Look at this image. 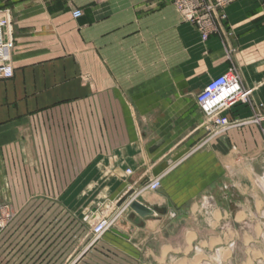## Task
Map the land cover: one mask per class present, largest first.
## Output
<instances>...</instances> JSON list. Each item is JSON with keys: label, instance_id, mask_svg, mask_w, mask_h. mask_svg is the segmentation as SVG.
<instances>
[{"label": "crops", "instance_id": "crops-1", "mask_svg": "<svg viewBox=\"0 0 264 264\" xmlns=\"http://www.w3.org/2000/svg\"><path fill=\"white\" fill-rule=\"evenodd\" d=\"M0 10L14 41L13 77L0 81V200L15 214L0 264H192L203 209L264 225V133L250 122L264 115V0H234L205 39L172 0ZM230 66L249 96L225 115L243 124L198 145L208 124L196 95ZM128 190L159 212L120 208L118 233L87 248L95 209Z\"/></svg>", "mask_w": 264, "mask_h": 264}, {"label": "built area", "instance_id": "built-area-1", "mask_svg": "<svg viewBox=\"0 0 264 264\" xmlns=\"http://www.w3.org/2000/svg\"><path fill=\"white\" fill-rule=\"evenodd\" d=\"M173 5L179 11L184 21L192 24L205 39L208 35L215 33L218 26L225 19V8L234 0H172ZM74 18H79L81 12L75 10L72 13ZM12 19L8 11L0 10V81L13 77L14 71L10 63V52L14 46L12 37ZM249 92L240 86L239 78L234 66L216 78H212L206 86L196 95V104L205 117L208 124V139L219 136L229 128L243 124L239 120H229L225 115L232 106L237 103H247ZM258 125L264 133V115L258 114L250 120ZM129 173L130 171L127 170ZM161 178H155L142 187L143 191H156L160 188ZM130 198V197H129ZM127 201L119 207L108 219H102L94 228H90L89 242L87 248L97 243L103 235L114 228L118 222L119 215L116 214L120 208H129ZM12 214L7 206L0 203V228L4 229L11 220Z\"/></svg>", "mask_w": 264, "mask_h": 264}, {"label": "rangeland", "instance_id": "rangeland-1", "mask_svg": "<svg viewBox=\"0 0 264 264\" xmlns=\"http://www.w3.org/2000/svg\"><path fill=\"white\" fill-rule=\"evenodd\" d=\"M203 141L198 145H202ZM259 200L260 206L264 207V196ZM0 203L6 205L12 214L6 228L14 220L15 214L9 205L1 200ZM205 210L197 216L199 223L203 224V229L192 246V264H264V225H259L256 217L246 212L240 218H233ZM262 213L264 214V210ZM234 220L239 223H233ZM211 223L214 225H209ZM5 228H0V235Z\"/></svg>", "mask_w": 264, "mask_h": 264}, {"label": "water", "instance_id": "water-1", "mask_svg": "<svg viewBox=\"0 0 264 264\" xmlns=\"http://www.w3.org/2000/svg\"><path fill=\"white\" fill-rule=\"evenodd\" d=\"M133 194L134 192L132 190H128L124 192L121 196H119L113 203H107L102 206H98L95 209V212L97 214L94 217H92L91 220L89 221L90 227L94 228L97 224H99L102 221V219H108ZM128 207L135 215L139 216L140 218L152 217L154 213L159 212L158 208L148 206L147 204L140 203L136 200H132L129 203ZM111 230L116 231L114 230V228H111Z\"/></svg>", "mask_w": 264, "mask_h": 264}, {"label": "bare ground", "instance_id": "bare-ground-1", "mask_svg": "<svg viewBox=\"0 0 264 264\" xmlns=\"http://www.w3.org/2000/svg\"><path fill=\"white\" fill-rule=\"evenodd\" d=\"M262 236H264V234Z\"/></svg>", "mask_w": 264, "mask_h": 264}]
</instances>
